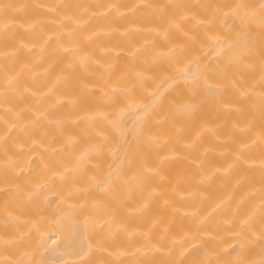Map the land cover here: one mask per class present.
<instances>
[{
  "label": "bare ground",
  "instance_id": "obj_1",
  "mask_svg": "<svg viewBox=\"0 0 264 264\" xmlns=\"http://www.w3.org/2000/svg\"><path fill=\"white\" fill-rule=\"evenodd\" d=\"M0 264H264V0H0Z\"/></svg>",
  "mask_w": 264,
  "mask_h": 264
}]
</instances>
